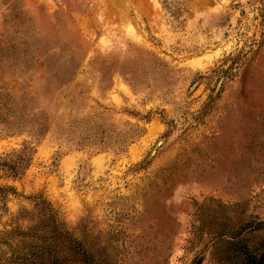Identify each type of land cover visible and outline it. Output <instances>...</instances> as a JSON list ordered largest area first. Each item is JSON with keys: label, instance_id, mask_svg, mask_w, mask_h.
I'll list each match as a JSON object with an SVG mask.
<instances>
[{"label": "rangeland", "instance_id": "1", "mask_svg": "<svg viewBox=\"0 0 264 264\" xmlns=\"http://www.w3.org/2000/svg\"><path fill=\"white\" fill-rule=\"evenodd\" d=\"M25 147L0 261L50 210L92 264L259 257L264 0H0V163Z\"/></svg>", "mask_w": 264, "mask_h": 264}, {"label": "trees", "instance_id": "2", "mask_svg": "<svg viewBox=\"0 0 264 264\" xmlns=\"http://www.w3.org/2000/svg\"><path fill=\"white\" fill-rule=\"evenodd\" d=\"M33 117L36 118L37 116L34 115ZM39 117V121L41 122L40 133L48 131L49 126L47 125L48 117L46 113L42 112ZM136 128L135 137H138L143 130L139 127ZM73 135H75L74 132ZM92 136L89 135L88 139H86L89 140ZM77 142L80 144L83 142V139L79 138ZM31 160L32 153L25 147L15 152L9 159L2 161L0 169L10 177L15 178L30 166ZM4 190L0 188V193ZM46 216L48 217L47 223L49 226L42 230L43 233L47 232L48 236L41 235L40 232L42 230L38 231L36 235L28 237L35 241L34 244L25 245L20 250H12L10 257L0 261V264H77L75 259H79L80 264H92L89 255L83 250H78L76 247L78 244L73 240L69 232L63 229L62 223H59L56 214L50 210L46 213ZM61 244L65 245L66 253L61 251ZM243 253L244 258L240 264H264V248L259 257L250 255L245 250H243Z\"/></svg>", "mask_w": 264, "mask_h": 264}]
</instances>
